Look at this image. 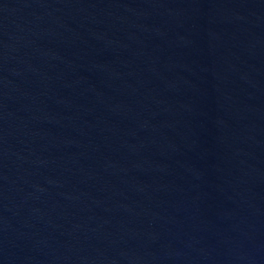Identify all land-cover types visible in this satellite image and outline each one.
I'll return each instance as SVG.
<instances>
[{
  "label": "water",
  "instance_id": "obj_1",
  "mask_svg": "<svg viewBox=\"0 0 264 264\" xmlns=\"http://www.w3.org/2000/svg\"><path fill=\"white\" fill-rule=\"evenodd\" d=\"M0 264H264V0H0Z\"/></svg>",
  "mask_w": 264,
  "mask_h": 264
}]
</instances>
